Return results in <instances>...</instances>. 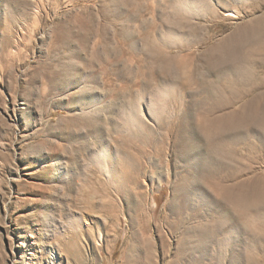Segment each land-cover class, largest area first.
Listing matches in <instances>:
<instances>
[{"label":"rangeland","instance_id":"374dc122","mask_svg":"<svg viewBox=\"0 0 264 264\" xmlns=\"http://www.w3.org/2000/svg\"><path fill=\"white\" fill-rule=\"evenodd\" d=\"M0 264H264V0H0Z\"/></svg>","mask_w":264,"mask_h":264},{"label":"bare ground","instance_id":"6f19581e","mask_svg":"<svg viewBox=\"0 0 264 264\" xmlns=\"http://www.w3.org/2000/svg\"><path fill=\"white\" fill-rule=\"evenodd\" d=\"M226 15H228V16H235V14H234V12H228ZM261 27V26H260ZM220 48L221 49H225L224 48V45L223 44H221L220 45ZM231 49V48H230ZM216 91V90H215ZM207 92H208V94L210 95V96H213L214 95V93H213V91L212 90H210V88L207 90ZM216 97V96H215ZM220 106H222V104L220 105ZM220 106H219V101H217V100H213L212 102H209L208 103V110L209 111H214V109H216V108H220ZM239 201H240V204H242L243 203V201H244V195H242V196H240V198H239ZM198 247H201L202 249H203V251L204 250H206V248L208 247V245L207 244H202L201 246L200 245H198ZM229 252V251H228Z\"/></svg>","mask_w":264,"mask_h":264}]
</instances>
